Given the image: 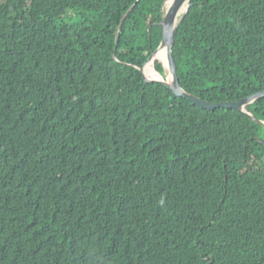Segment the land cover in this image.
Segmentation results:
<instances>
[{
    "label": "trees",
    "instance_id": "obj_1",
    "mask_svg": "<svg viewBox=\"0 0 264 264\" xmlns=\"http://www.w3.org/2000/svg\"><path fill=\"white\" fill-rule=\"evenodd\" d=\"M166 2L0 0V264H264V126L145 79ZM188 9L187 91L264 90V0Z\"/></svg>",
    "mask_w": 264,
    "mask_h": 264
},
{
    "label": "water",
    "instance_id": "obj_2",
    "mask_svg": "<svg viewBox=\"0 0 264 264\" xmlns=\"http://www.w3.org/2000/svg\"><path fill=\"white\" fill-rule=\"evenodd\" d=\"M169 0H167L168 2ZM171 3L168 6V8L165 9V13L162 19L161 23H157L162 26L163 28V39L161 44H165L167 51H168V65H169V71H170V76L174 81V84H170L169 82L162 81V80H157V79H149L145 73H144V65L151 61L153 58V55L155 51L150 55L146 63L140 68L141 71L144 74V77L147 81L149 82H161L164 85H166L168 88L172 89V91L178 95V96H183L187 99H189L193 104L198 105L199 107L208 109V110H215L216 108L224 107L228 109H237L240 111H243L247 115H249L253 120H255L257 123L261 124L264 126V120H261L257 118L252 112L248 111L246 109L247 105L261 99L264 97V90L259 91L258 93H255L251 96L239 99V100H234V101H221V102H214V101H209L206 99H203L202 97H199L193 93H190L187 91V89L184 87L178 73V68L174 56V51H173V45H174V40H175V35L183 22L187 12L176 22L177 16L179 11L181 10L182 6L185 4L187 0H170ZM192 1V0H191ZM191 6V3H190ZM175 24V25H174ZM171 34L167 38V30L172 27ZM151 27H149L148 31H150ZM160 44V45H161ZM160 47V46H159ZM158 47V48H159ZM158 50V49H157ZM156 50V51H157Z\"/></svg>",
    "mask_w": 264,
    "mask_h": 264
},
{
    "label": "bare ground",
    "instance_id": "obj_3",
    "mask_svg": "<svg viewBox=\"0 0 264 264\" xmlns=\"http://www.w3.org/2000/svg\"><path fill=\"white\" fill-rule=\"evenodd\" d=\"M189 2L190 0H187L185 4L182 6L181 10L178 13L177 20L174 23H176L187 12L189 8ZM170 3H171L170 0L166 2L165 9L168 8ZM172 28L173 26L167 30V35H166L167 38L171 34ZM157 61L161 62L164 65L165 67L164 73H160L157 71L155 66ZM144 73L149 79H157V80L169 82L170 84H174V81L170 76L169 65H168V51L164 43L160 45L157 51H155L152 60L144 65Z\"/></svg>",
    "mask_w": 264,
    "mask_h": 264
},
{
    "label": "rangeland",
    "instance_id": "obj_4",
    "mask_svg": "<svg viewBox=\"0 0 264 264\" xmlns=\"http://www.w3.org/2000/svg\"><path fill=\"white\" fill-rule=\"evenodd\" d=\"M159 62V61H158ZM159 63H161V62H159ZM162 64V63H161ZM163 65V64H162ZM155 66H156V64H155ZM163 67H164V65H163ZM164 72H165V67H164Z\"/></svg>",
    "mask_w": 264,
    "mask_h": 264
}]
</instances>
